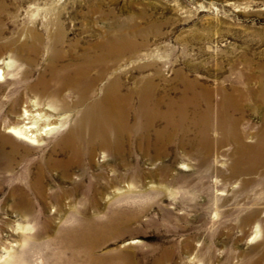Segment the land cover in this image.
<instances>
[{
  "label": "rangeland",
  "instance_id": "374dc122",
  "mask_svg": "<svg viewBox=\"0 0 264 264\" xmlns=\"http://www.w3.org/2000/svg\"><path fill=\"white\" fill-rule=\"evenodd\" d=\"M120 36L131 47L110 69L121 74L123 91L147 80L157 84L150 108L159 100L156 110L165 111L168 101H178L185 89L183 78L209 89V146L171 144L168 154L154 158L152 151L144 155L135 149L145 146V140L141 143L129 132L122 138V146L132 148L125 165L96 148L91 163L86 159L84 169L73 167L69 178L48 172L41 196L29 184L36 162L48 155L59 133L49 134L36 147L16 140L15 152L8 144L0 146V255L9 247L16 252L0 264H19L22 251L29 264H55L54 245L40 241L34 247H21L22 234L32 236L46 225L52 231L77 226L85 217L104 221L119 210L136 217L120 227L121 237L105 241L96 251L99 255L128 249L136 264H153L160 249L172 246V256L163 264H191V257L196 264H264V155L251 173L231 175L236 149L232 142H220L218 115L222 89L238 99V111H229L228 116L237 118V127L246 132L245 141L255 143L264 127V0H0V60H11L0 80V132L5 134L1 124L18 120L29 98L40 97L46 105L48 98L35 84L41 80L46 88L54 86L47 69L53 48L63 54L57 62L61 64L92 45ZM32 44H37L36 52L13 49ZM107 76L108 80L113 74ZM107 80L97 82L94 99L102 95ZM15 96L21 101L11 112L10 100ZM65 98L71 102L75 94L67 90ZM131 105H137V97ZM83 108L69 105L68 126ZM193 111L188 105V118ZM127 119L133 124L131 109ZM163 125L164 120L154 119L148 137L153 140ZM187 126L185 137L193 139L197 130L190 123ZM165 166L168 170L162 172ZM101 172H128L130 178L95 194L94 187L106 184L104 179L92 180ZM79 181L78 193H68ZM61 190L67 193L57 198ZM249 214L254 218L243 220ZM255 224L260 235L251 243ZM18 226L29 230L16 232Z\"/></svg>",
  "mask_w": 264,
  "mask_h": 264
},
{
  "label": "bare ground",
  "instance_id": "6f19581e",
  "mask_svg": "<svg viewBox=\"0 0 264 264\" xmlns=\"http://www.w3.org/2000/svg\"><path fill=\"white\" fill-rule=\"evenodd\" d=\"M123 36L111 37L107 41L98 43V45H92L86 52L75 56L71 55V61L61 64H57V62L63 54L56 48H51L47 69L54 86L46 88L42 85L41 80L35 84V89L40 92L41 96L48 98L46 105L41 104L40 97L29 98L26 106L17 115L19 117L17 121L10 125L1 124L5 134L0 132V146L10 145V152H15L17 146H19L16 140L36 147L49 134L59 133L48 155L39 159L35 164L36 171L29 188L34 189L36 194L43 195V181L48 172L56 171L60 179L69 178L73 167L84 169V160L86 159L88 163H91L96 148L107 150L111 157L118 162L117 164L125 165L127 162L126 153L131 155L132 148L131 146H128V148L122 146V138L129 132L138 136L137 138L140 137L139 141L141 143L145 140V146H135V149L144 155L152 151L154 158L168 154L167 148L171 144L177 147L209 146V138H207L208 116L210 113L209 101L211 99L209 89L197 81H188L183 78L185 89L179 95L178 101H168L165 105V111L156 110L158 104H160L159 100L153 108H150L149 102L154 99L157 84L151 80L143 82L140 80L142 83H139L136 89H125L123 91L124 83L121 74L116 75L110 69L117 58L123 56L131 47V44L127 43L126 38ZM8 46L10 47L11 43L8 45L3 44L2 48ZM94 47H96V50H93ZM13 49L16 52H19L18 50L26 53L36 52L37 44L29 46L15 45ZM10 67L11 60L9 58L0 60V80L5 78V70ZM92 70H95L94 75L91 74ZM110 72L113 76L107 80V74ZM23 77L22 79H26V74ZM103 79L107 81L103 87L102 95L94 99L95 85ZM67 90L75 94V99L71 102H68L65 98V91ZM220 94L218 107L219 124L222 130L220 142H232L236 149V156L229 168L230 173L231 175H237L241 172L251 173L258 166L261 155H264V127L258 133L255 143L250 144L245 141L246 132L244 133V131H241L242 129L240 130L237 127V118L232 119L231 116H228L229 111H238V99L222 89ZM134 96L137 97L135 107L131 105ZM90 99L91 102L87 104L86 102ZM20 101V96H15L10 100L11 112L17 111ZM69 105L74 107L84 105V108L77 113L79 115L71 126H68L69 119L65 112ZM188 105L194 108L192 119L188 118L185 112ZM130 109L135 114L133 124H128L127 113ZM156 118L164 120V125L161 129L156 130L152 140L148 137L147 132ZM188 123L197 130L193 139L185 137ZM160 148H162V151ZM31 151L27 149L26 152ZM59 153L63 154L61 159L56 157ZM8 164L9 162L7 167L10 166ZM135 169L136 171L139 170ZM160 170L167 172L168 167H161ZM81 174L82 179L85 172L83 171ZM127 178H130L128 172L119 174L113 172L112 175H105L102 172L98 175L94 174L92 175L94 182L104 179L106 184L101 185L99 189L97 186L94 187L93 192L95 194L102 193L103 189L108 188L109 185L120 183ZM80 182L75 183L68 193L76 195L81 187ZM65 193L67 192L61 190L60 195L57 194V198ZM111 213L113 214L107 215L104 221H98L93 217H85L77 226L61 227L53 231L46 225L37 232L35 231L32 236L22 234L20 240L22 246H20L34 247L40 241L54 245L57 248L55 264H136L133 253L128 249L108 251L100 255L96 253L105 241L121 237L120 227L136 217L133 216V213L122 210ZM252 218L254 216L249 214L243 220L250 221ZM18 229L16 232H25V230H29V227L18 226ZM259 235V224H255L249 242L255 241ZM3 252L4 255H0V263L13 259L16 254L13 247L5 248ZM22 253L23 257L18 256L20 257L19 264H29L25 252L22 251ZM171 256L172 246L162 248L154 257L153 264H163L170 260ZM261 257L264 259V251L261 252ZM188 263L196 264V261L191 257L188 259Z\"/></svg>",
  "mask_w": 264,
  "mask_h": 264
}]
</instances>
